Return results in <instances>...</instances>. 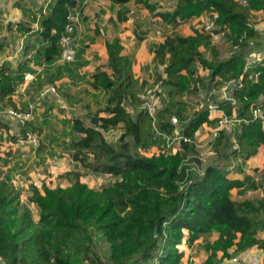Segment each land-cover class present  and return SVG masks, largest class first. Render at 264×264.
I'll return each mask as SVG.
<instances>
[{
    "label": "trees",
    "instance_id": "obj_1",
    "mask_svg": "<svg viewBox=\"0 0 264 264\" xmlns=\"http://www.w3.org/2000/svg\"><path fill=\"white\" fill-rule=\"evenodd\" d=\"M79 1L53 0L41 14L36 39L46 63L60 58V39L70 8ZM109 1L124 5L130 0ZM135 1L165 24L176 26L205 13L214 21L212 32H224L230 44L227 56L224 46L212 43L211 32L203 28L191 36L169 34L155 46L154 62L163 66L155 82L162 88L160 93L174 101L160 103L156 121L160 131L171 132L175 126L170 118L175 116L188 137L205 122L217 126L216 120L209 119L207 107L188 113V102L182 96H195L199 86L207 89L210 83L219 86L240 77V85L229 93L235 103L226 99L215 103L239 121L234 133L237 147H232L225 129L218 130L213 143L216 155L203 170L197 158L190 156L196 152L193 143L182 142L175 153L143 154L160 144L162 137L152 131L132 60L121 54L120 39L114 37L106 43L107 68H97L88 81L93 90L107 94L104 106L70 123L68 151L75 169L62 176L69 185L29 186L27 202L36 206L35 221L11 182L12 170L0 177V256L4 264H181L183 252L178 245L185 239L191 246L201 237L207 253L201 264H217L254 246L262 251L264 264V237L258 235L264 231V205L250 199L234 201L230 196L234 187L264 188V174L257 180L227 177L233 160L240 164L264 141L262 119H253L251 112L255 106L264 109V60L243 71L249 53L264 49L261 33L251 23L252 12H264V0H245L246 6L240 0H177L171 11L158 10L149 0ZM118 17L125 18L121 12ZM201 45L210 51V58L199 51ZM196 62L208 69V76L196 74ZM15 89L8 65H0V97L13 107L10 98ZM118 126L123 131L115 142L108 141L106 132ZM38 129L27 121L11 139L17 142L26 132ZM8 131V124L0 120V141ZM80 170L97 176L109 174L113 181L90 187L80 180ZM212 233L218 237L211 241ZM98 237L106 242L105 253L99 250ZM218 252H222L220 257Z\"/></svg>",
    "mask_w": 264,
    "mask_h": 264
},
{
    "label": "crops",
    "instance_id": "obj_2",
    "mask_svg": "<svg viewBox=\"0 0 264 264\" xmlns=\"http://www.w3.org/2000/svg\"><path fill=\"white\" fill-rule=\"evenodd\" d=\"M52 1L3 0L0 6V65H8L16 83V89L10 98L15 107L9 104L7 98L0 97V120L7 123L4 114L5 109L8 107L20 110L32 109L33 117L30 121L39 127L35 131L38 143L35 145L28 144V153L26 154H22L20 150H17L21 156L25 155L23 161H27L33 156L40 162H44V160L48 161L51 157L57 158L59 156L67 160L74 168V162L71 160L68 151L70 123L75 117H83L88 112L97 111L106 102L107 94L93 90L88 84L92 73L97 68H107L106 43L114 37L120 39L123 47L121 54L128 55L132 60L133 76L136 79V85L141 96V89L146 90V87L151 86V83L156 85V72H161V68H163V66H156L154 62L155 46L163 43L166 36L172 33H179L183 36L195 35L197 30H202L203 22H208L210 17L204 13L173 26L165 24L160 16L151 14L146 7L135 0H130L124 5L115 4L109 0H81L79 3L77 2V5L70 8L68 16V20L71 18L74 23L75 59L72 62H67L58 58L52 63H46L42 55L38 53L40 43L37 41L36 36L40 29L38 23L40 16L42 13L47 12ZM149 1L158 5V10L168 11L173 10L177 2V0H174L170 4V2L165 3L162 0ZM119 12L125 18L120 19L118 17ZM139 13H142V17H139ZM252 13V19L255 20L260 13L264 12L255 11ZM257 18L259 19L260 16ZM261 22L264 23V21ZM26 26L29 27V30L25 29ZM256 29L264 37V30L261 31L264 28L256 26ZM224 40L214 41L211 38L212 43L223 44ZM19 45H21L20 50H18ZM229 48L224 47V55L229 54ZM199 51L206 58H210L211 54L206 46L201 45ZM259 52H264V49ZM72 63L75 65L65 68L66 64L68 66ZM195 68L197 69V75L201 77L208 76V69L203 68L200 63L196 62ZM49 86L55 87V93L52 96L45 93L46 88ZM159 89L161 92L160 84ZM182 98H185L188 102V113L201 109L198 107L199 103L215 104L217 101L222 100L217 86L212 83L207 89L199 86L195 96L185 93ZM161 102L163 103L162 99ZM128 110L131 111L130 108ZM208 110L209 119L216 120L215 124L217 125L223 110L221 108ZM99 115L105 116L103 112H99ZM214 126L205 122L195 132L203 146L211 139ZM177 127L181 129L178 124ZM205 129L208 130L207 133H204L203 130ZM111 131L118 132L114 141H112L115 142L123 129L118 126L108 132ZM3 136H5V133H3ZM164 143L165 141L162 139L160 144L153 145L150 148H159L160 152V148ZM18 146L21 145L18 144ZM176 146L180 150L179 146L181 144L179 146L176 144ZM14 152L9 151L4 155L3 160L5 162L10 161L12 164L9 165V170L3 172V175L11 171L13 164L16 166L15 155H12ZM205 165L206 163L203 161L201 170L204 169ZM227 172V177L231 179L252 178L257 180L261 177L264 174V141L260 143L254 155L242 161L240 160V164L230 165ZM230 196L234 201L250 199L264 205V188L249 190L245 186L234 187L230 190ZM258 235L264 237V231ZM217 237L218 233H212L209 239L212 241ZM203 243L204 239L201 237L189 247L183 239L182 243L178 245L179 250L183 252L181 264H201L207 257V253L201 247ZM193 248L194 253L191 252ZM202 251L205 255L202 254ZM246 252L259 253L262 263V251L256 246L243 253ZM217 254L220 257L222 252ZM224 261L226 260L223 259L219 264H225Z\"/></svg>",
    "mask_w": 264,
    "mask_h": 264
},
{
    "label": "rangeland",
    "instance_id": "obj_3",
    "mask_svg": "<svg viewBox=\"0 0 264 264\" xmlns=\"http://www.w3.org/2000/svg\"><path fill=\"white\" fill-rule=\"evenodd\" d=\"M162 1L165 3L170 2V4H172L174 0H162ZM258 16H260L259 19L257 18ZM258 16L256 17V19L254 18L255 20L251 18V23L253 25H256L258 28H264V23L261 22V21H264V13H260ZM139 17H142V13H139ZM205 24H206V21L203 22V25ZM256 26L254 27L256 28ZM262 30L264 29H261V31ZM261 38H262V41L264 42V37L261 36ZM222 43H223L222 46H224L226 49L230 47V44L227 43L226 40H224ZM156 87H157L156 85H152L151 83V86L146 87V90L141 89V98L143 99L147 98L148 94L153 92V90ZM51 88L52 86L47 87L46 89H48V91H45V93H48L52 96L54 95L55 91L51 90ZM159 99H162L164 105H171L174 103V101H172V99L169 98L163 91L162 93H159ZM4 115H5V118H6V121L8 123L11 133L4 132L5 139L2 140V142H0V174H1L0 177L3 175V172L5 170L7 169L9 170V165L12 164L10 161L9 163L3 160L4 155L7 154L9 151L11 152L15 151L14 153H12V155H15L14 159H15L16 166H14L13 164L12 165L13 167L10 169V170H13L11 174V182L17 188V190H19L20 200L23 202H27V198L29 195V186L31 184L36 185L40 189L44 185L50 188H53L55 186L65 187L69 185L68 179L62 176L65 172L75 169V168H73L67 162V160H65L63 157H59V156H57V158L51 157L48 159V161L44 160V162H40L38 159H35L36 157L34 158L33 156H31L27 161H23V158L25 157V155L21 156V154H19L18 151L20 150L22 154L28 153V147H29L28 144L35 145L38 143L37 135L35 136L36 139L32 141L31 143L18 146L17 142H13V140L11 139V135H13L14 132H17L18 130L17 122L7 117L6 113ZM207 127L209 128L210 126H207ZM229 129L230 127L227 128V130ZM203 131L204 133L208 132V130L206 129ZM117 134H118L117 131H111L108 133L106 132L105 135L108 141L112 142L114 141V138L117 136ZM201 151L204 155L203 159L206 164L207 162H211L216 155V154L215 155L207 154L208 149L206 147H203ZM158 152H159V148H156V149L150 148L147 151H142V153L145 154L146 156H151L153 154H157ZM80 172L82 173V175L80 176V180L87 183L88 186L90 187H100L101 185L107 183L108 181H113V179H111L109 175L107 174H105L104 176H97V175H93L90 173H84L82 170H80ZM28 205H29V208L33 212V219L37 221L38 214H37L36 206L32 203H28ZM97 244H98L100 252L105 253V251L107 250L106 242L102 238L98 237ZM203 251H202V254L205 255ZM191 252L194 253V248L191 250ZM236 257H237V260L235 262L232 261L231 259H225L226 261H224V263L225 264H262L260 260V255L257 252L253 254L246 252Z\"/></svg>",
    "mask_w": 264,
    "mask_h": 264
},
{
    "label": "built area",
    "instance_id": "obj_4",
    "mask_svg": "<svg viewBox=\"0 0 264 264\" xmlns=\"http://www.w3.org/2000/svg\"><path fill=\"white\" fill-rule=\"evenodd\" d=\"M2 2L3 0H0V6L2 5ZM240 2L243 6H246L245 0H240ZM213 16L217 17V14L213 13ZM213 28H215L214 21L209 18L208 22H206V24L203 26V29L211 32L210 33L211 38L214 41H220L224 39V32L223 31L212 32ZM250 43H252V41ZM60 46H61L60 59L63 61H67V62L73 61L75 59L76 49H75V43H74V23L72 22L71 18L66 24L64 33L61 36ZM20 49H21V45H19L18 47V50ZM262 60H264V52L252 51L246 57L245 66H244L243 71H247L251 65H253L256 62H260ZM162 71L163 69L161 68V72ZM217 78L218 77H216V79ZM218 79L220 80V78ZM240 80L241 78L239 77L237 80L232 79L229 81L221 82V84L217 86L222 100L226 99V100H230L233 104L235 103V100L233 99L232 95H230L229 93L232 91L233 87L236 84L237 86L240 85ZM156 86L157 87L153 90V92L149 93L147 98H144V101L142 103V108L145 109L148 113L152 131L156 135H160L163 141H165L164 145L160 148V151L175 153L178 150V147L176 146V144L179 146L182 142L193 143L195 146L196 154H193L190 156L197 158L198 163L196 161V164L202 165V162L204 161L203 159L204 155L201 150L203 149V147L206 146V148L208 149L207 154L209 155L216 154L213 143L217 136L218 130L220 129H225L228 132L229 137H230V142L232 143V147L233 148L237 147L234 133H235L236 126L239 123V121L235 118L234 114L232 117H228L224 113V111L221 117L218 119L217 126L213 127L212 129L211 139L204 146L201 144V141L198 140L196 134H194L193 137H188L181 132V129H178L177 127L178 120H177V117L175 116H172L170 118L171 123L175 126L174 129L171 132L160 131L157 126V121H156V109L158 106H160L161 99H159V93H160L159 84H156ZM51 90L55 91V87L52 86ZM198 107L200 108L207 107L210 110L219 109L216 104L199 103ZM251 112H252L253 119L260 118L262 119V122L264 124V109L262 107L255 106L252 108ZM5 113L9 116V118L17 122L18 130L17 132H14V134L16 135H18V132L20 130V125L24 124L27 121H30L33 117V111L30 108L27 110H20V109L8 107L5 109ZM228 127H230L229 130H227ZM8 132L11 133L10 129ZM35 136H36L35 133L26 132L25 137L18 138L17 144L22 146L27 143H31L32 141L36 139ZM236 163H239L238 159L233 160L232 166H234ZM231 260L235 262L237 260V257L236 256L232 257ZM0 264H4V261L1 256H0Z\"/></svg>",
    "mask_w": 264,
    "mask_h": 264
}]
</instances>
